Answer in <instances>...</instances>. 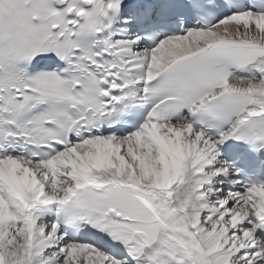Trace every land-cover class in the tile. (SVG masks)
<instances>
[{
	"label": "snow or ice",
	"instance_id": "1",
	"mask_svg": "<svg viewBox=\"0 0 264 264\" xmlns=\"http://www.w3.org/2000/svg\"><path fill=\"white\" fill-rule=\"evenodd\" d=\"M0 264H264V0H0Z\"/></svg>",
	"mask_w": 264,
	"mask_h": 264
}]
</instances>
